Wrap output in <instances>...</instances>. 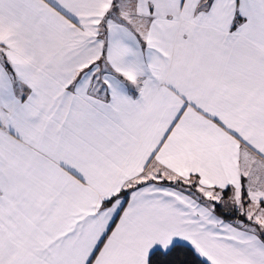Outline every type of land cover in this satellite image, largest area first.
Returning <instances> with one entry per match:
<instances>
[{"label":"snow or ice","instance_id":"1","mask_svg":"<svg viewBox=\"0 0 264 264\" xmlns=\"http://www.w3.org/2000/svg\"><path fill=\"white\" fill-rule=\"evenodd\" d=\"M0 264H264V0H0Z\"/></svg>","mask_w":264,"mask_h":264}]
</instances>
